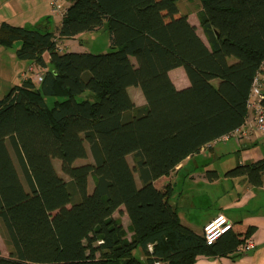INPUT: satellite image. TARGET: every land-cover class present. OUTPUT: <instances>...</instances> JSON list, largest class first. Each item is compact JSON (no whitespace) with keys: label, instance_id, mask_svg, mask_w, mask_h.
<instances>
[{"label":"trees","instance_id":"16d2710c","mask_svg":"<svg viewBox=\"0 0 264 264\" xmlns=\"http://www.w3.org/2000/svg\"><path fill=\"white\" fill-rule=\"evenodd\" d=\"M198 1L206 41L179 0H74L58 36L1 24L0 45L20 42L17 58L44 73L0 99V232L9 248L0 264H144L137 249L149 264H194L234 251L254 232L231 230L208 246L181 223L171 186L154 185L244 123L264 64V0ZM105 26L109 51L58 48L60 38ZM178 67L190 80L182 90L169 76ZM131 86L141 88L145 108H136ZM263 173L262 160L226 176L261 185ZM122 207L127 229L114 217Z\"/></svg>","mask_w":264,"mask_h":264},{"label":"crops","instance_id":"0c3cea01","mask_svg":"<svg viewBox=\"0 0 264 264\" xmlns=\"http://www.w3.org/2000/svg\"><path fill=\"white\" fill-rule=\"evenodd\" d=\"M50 1L0 0V26L2 23H8L18 27H37L42 31L53 32L58 36L64 14L53 12ZM73 1L59 0L64 11L73 4ZM193 1L197 2V0ZM188 2L189 0H179L180 9L188 14L189 22L196 27L198 35L206 41L198 18V11L201 6L195 11L187 10L186 4ZM101 33H107L110 49L111 41L106 26L94 32L80 34L75 38H60L59 41L69 40L70 43L76 44L78 40L84 39L85 42H88L89 35H100ZM82 44L84 43L82 42ZM20 45V42L14 43L9 48L0 45V71H4L6 68L5 60L8 64L10 61H16V51ZM66 50L67 47L62 51ZM73 50L85 52L79 51V49ZM28 62L30 63L29 68L35 65L33 62ZM6 70L9 71V68ZM27 73L28 71H22L19 76L21 79L14 86L20 85L26 79ZM169 76L178 90L190 86V80L183 67L171 70ZM128 92L136 108L147 106L146 98L140 87L131 86L128 88ZM262 93L264 95V79ZM129 157L132 156L129 155L128 160ZM262 160L264 161V135L247 133L240 138H231L228 141L220 138L203 146L199 152L188 156L169 175L154 181L155 187L159 190H165L167 186H171L172 192L169 201L176 209L181 223L199 235H203L204 226L219 214L226 215L233 222L234 229L232 231L234 233H244L248 228H254V232L247 237L253 238L256 242L253 250L239 251V246L246 238L234 251L226 254L201 255L194 264H264V173L261 185L251 183L246 176H226V172L238 165L253 164ZM56 161L59 164L60 162L54 161L57 169ZM133 163L134 161L131 162V165ZM208 172L214 176L217 174L218 177L211 180L208 177ZM121 209L123 210L122 219H126L125 221L122 220V224L127 229L131 223L130 218L124 207ZM117 214L120 213H115V218H119ZM1 237L2 245L7 247L2 234ZM227 241L228 237L221 240V245ZM2 245L0 244V251L4 255ZM136 255L144 264H149L141 249L136 250Z\"/></svg>","mask_w":264,"mask_h":264},{"label":"built area","instance_id":"2783aa9c","mask_svg":"<svg viewBox=\"0 0 264 264\" xmlns=\"http://www.w3.org/2000/svg\"><path fill=\"white\" fill-rule=\"evenodd\" d=\"M50 5L53 12H62L63 15L66 11L63 10L62 4H60L59 0H51ZM58 48L61 50L59 44ZM263 71L264 64L261 66V69L257 72L252 82L248 98V110L250 114H248L244 123L239 128L222 137L224 141H228L231 138H240L247 133H257L264 135V95L262 93L264 79ZM43 73V69L34 65L33 67L29 68L26 79L31 78L35 83L39 84L43 80ZM233 228V222L226 215L219 214L216 218L204 226L203 237L206 245H214L225 234L233 230ZM255 246V240L249 237L239 246V251L248 252L253 250ZM149 248L152 250L151 246ZM150 264L167 263L156 260Z\"/></svg>","mask_w":264,"mask_h":264},{"label":"rangeland","instance_id":"374dc122","mask_svg":"<svg viewBox=\"0 0 264 264\" xmlns=\"http://www.w3.org/2000/svg\"><path fill=\"white\" fill-rule=\"evenodd\" d=\"M200 2L197 0V2L193 1V0H189V2L186 4V9L187 10H197L200 9ZM201 28V27H199ZM89 35V41L85 42L84 39H81L80 41L78 40L76 44H72V42L70 43L69 40H61L58 41L59 47L61 48V51L66 49L68 52L70 51H74L73 49H79V51H88V52H94V53H101V52H106L109 51V46H108V38H107V33H101L100 35H93L91 36ZM82 42L84 44H82ZM81 43V44H80ZM65 45H67L65 47ZM9 50V49H8ZM78 52V50H76ZM15 62L14 61H10V64L5 63L4 65H6V68L4 71H0V99L4 98L5 95L11 90V88L14 86V84L21 79L19 76L22 74V71L26 72L29 69V62L27 60H21L19 58H15ZM25 62V63H24ZM1 67V64H0ZM9 68V71H7L6 69ZM26 69V70H25ZM54 99L52 98H48L47 102L48 104H51L53 102ZM130 163L133 162V158L129 157ZM59 161V160H58ZM92 158L89 157L87 159L84 160H78L77 164H82L85 162H91ZM56 165H57V170L58 172L64 176L67 180L69 179L68 177H66L62 170H61V166L60 164L56 161ZM136 179L137 182L140 184V180L138 175L136 174ZM93 186V180H90V187ZM117 217L120 218V220L125 221L126 219H122V214H117ZM2 237L0 234V244L2 245ZM2 249L4 252V255H8V251L9 248L8 246L5 247L2 245Z\"/></svg>","mask_w":264,"mask_h":264}]
</instances>
